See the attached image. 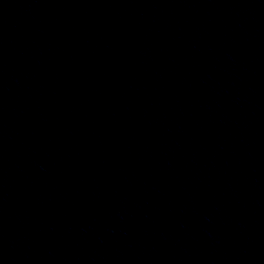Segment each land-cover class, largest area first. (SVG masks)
<instances>
[{
  "label": "water",
  "instance_id": "water-1",
  "mask_svg": "<svg viewBox=\"0 0 264 264\" xmlns=\"http://www.w3.org/2000/svg\"><path fill=\"white\" fill-rule=\"evenodd\" d=\"M0 264H264V0H0Z\"/></svg>",
  "mask_w": 264,
  "mask_h": 264
}]
</instances>
